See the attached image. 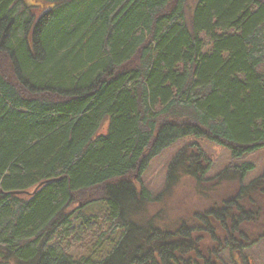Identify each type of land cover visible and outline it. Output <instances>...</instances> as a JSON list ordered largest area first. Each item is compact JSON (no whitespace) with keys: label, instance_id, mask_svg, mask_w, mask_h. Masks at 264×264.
Masks as SVG:
<instances>
[{"label":"trees","instance_id":"trees-1","mask_svg":"<svg viewBox=\"0 0 264 264\" xmlns=\"http://www.w3.org/2000/svg\"><path fill=\"white\" fill-rule=\"evenodd\" d=\"M27 2L0 0V264H225L264 240L251 163L206 180L199 145L180 150L168 187L219 194L172 223L145 218L163 194L141 180L183 139L234 160L264 149V0ZM99 202L104 217L84 212ZM99 227L101 242L120 232L111 252L75 259Z\"/></svg>","mask_w":264,"mask_h":264},{"label":"rangeland","instance_id":"rangeland-1","mask_svg":"<svg viewBox=\"0 0 264 264\" xmlns=\"http://www.w3.org/2000/svg\"><path fill=\"white\" fill-rule=\"evenodd\" d=\"M25 1H28V4L34 2V0ZM196 143L204 154L209 157L211 162L210 169L204 177L206 180L214 178L230 164L242 165L244 163H251L254 165L255 169L246 175L243 182L244 185L249 184L264 174V149L248 154L241 159L234 160L228 149L206 139L199 140L188 138L180 140L153 159L141 178L143 186L150 192L153 199L163 194V198L160 202L150 206L151 208H149L145 214L146 219L160 215L162 220L172 223V221L176 222L175 220H178L181 216L185 217L186 210L190 213L194 211L201 212L215 204L212 199H214V197L216 198L219 192L207 189L205 190V194H203L199 191L201 188L198 190L191 178H183L177 181L175 185L172 184V186L168 187V171L170 164L180 150ZM224 187L229 191L233 186H228L226 183ZM106 211L107 206L105 202L92 204L84 209L87 215H100V217H104ZM258 213L262 214V211ZM170 229L175 230L176 226L173 225ZM104 230L99 227V230H97V228H92L90 231L83 232L77 240L69 245L70 254L75 259L83 257L91 258L94 262L106 258L118 240L120 232L112 236L108 242H101V235ZM240 252L238 258L237 254L233 256L230 249H225L220 257L226 264H235L232 256L237 260L240 259V264H264V240L259 239L257 243L240 250Z\"/></svg>","mask_w":264,"mask_h":264},{"label":"flooded vegetation","instance_id":"flooded-vegetation-1","mask_svg":"<svg viewBox=\"0 0 264 264\" xmlns=\"http://www.w3.org/2000/svg\"><path fill=\"white\" fill-rule=\"evenodd\" d=\"M238 250H236V251H234V252H232L233 253V256L235 255V254H237L238 255V258H239V254L241 253L240 251V253L239 252H237ZM232 256V258H233V261H234V263L235 264H240V259L239 260H237L235 257H233ZM224 262V261H223ZM225 263V262H224ZM226 264V263H225Z\"/></svg>","mask_w":264,"mask_h":264}]
</instances>
